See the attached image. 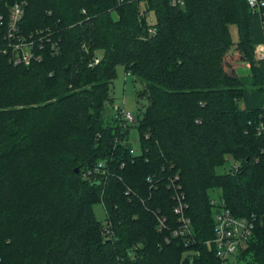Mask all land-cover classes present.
Listing matches in <instances>:
<instances>
[{
    "label": "trees",
    "instance_id": "1",
    "mask_svg": "<svg viewBox=\"0 0 264 264\" xmlns=\"http://www.w3.org/2000/svg\"><path fill=\"white\" fill-rule=\"evenodd\" d=\"M16 1L26 2L23 32L48 30L60 52L28 66L0 54V264H188L187 251L193 264H219L208 243L217 190L232 214L256 217L255 238L233 264H264V105H241L233 67L247 61L264 91L247 0H0L4 18ZM95 51L102 59L89 67ZM117 65L145 100L136 154L115 141L127 134L105 116ZM228 156L237 173L218 172ZM99 159L111 175L84 179ZM174 176L191 220L188 245L172 236ZM156 213L167 217L164 232Z\"/></svg>",
    "mask_w": 264,
    "mask_h": 264
},
{
    "label": "built area",
    "instance_id": "2",
    "mask_svg": "<svg viewBox=\"0 0 264 264\" xmlns=\"http://www.w3.org/2000/svg\"><path fill=\"white\" fill-rule=\"evenodd\" d=\"M173 5L183 4L182 0H171ZM247 3L252 10L258 9L261 16L264 0H247ZM25 1H16L8 6L7 16L4 18L0 14V54H5L9 57L14 65H31L43 60L44 52L48 50L52 55H57L60 52L59 39H55L48 30L43 31L36 29L30 33H24L22 30V21L25 14ZM153 31V29H150ZM256 50V48H255ZM259 61L264 60V45L259 48V53L256 52ZM102 59V53L95 51L88 61L89 67H94L99 64ZM128 76L129 73L127 72ZM114 115L112 123H114L121 133H126L128 138L115 139L120 144H127L130 147V153L136 154L139 151L132 145L133 140L130 139V132L136 128V116L125 110L124 105L114 107ZM264 130V121H260L258 133ZM226 167L231 173H237L240 168L238 161L232 157L228 158ZM121 163V167L124 166ZM110 161L107 159H99L93 165L83 169L82 177L89 180L106 181L111 175ZM148 182H152V178H147ZM178 176L170 179L169 187L173 190V199L175 206L174 213L177 216V226L172 229V236L181 237L185 244L193 242L191 220L186 214L187 204L185 202L184 193L181 191L180 184L176 183ZM213 206V233L214 236L208 243L212 244L216 251L219 264H233L236 256L241 249L246 247L255 238L254 229L256 225L255 215L235 216L225 206V202L221 198H212L210 200ZM157 229L159 232H164L168 229L167 217L156 213ZM106 223V222H105ZM113 231L110 227L102 229L104 238H111ZM169 242V238H166ZM233 258V259H232Z\"/></svg>",
    "mask_w": 264,
    "mask_h": 264
},
{
    "label": "rangeland",
    "instance_id": "3",
    "mask_svg": "<svg viewBox=\"0 0 264 264\" xmlns=\"http://www.w3.org/2000/svg\"><path fill=\"white\" fill-rule=\"evenodd\" d=\"M113 18L117 17L116 12L112 13ZM148 22L150 24L154 23L153 13L150 12L148 15ZM250 24L254 46L256 48V52L259 53V48L261 45H264V24H262L261 14L258 9L252 10V14L250 16ZM232 35L234 39L237 38V28L235 25L232 26ZM262 67H264V60L260 61ZM237 73L240 75L244 86V97L243 102L246 105L252 108L260 107L264 105V91H261L252 85V81L249 77L248 64L243 62L237 65L236 67ZM262 77H264V69H262ZM136 88L137 84L135 82V77L131 74L126 75L125 68L123 65H117L115 76L113 82L111 84L110 93L112 96V102L105 109L106 119L112 121V116L114 115V107L124 105L125 110L129 111L131 114L137 115V110L139 106L145 101L144 98L137 100L136 98ZM19 108V106H18ZM130 139L133 140L132 145L138 150L139 147V133L136 129H133L130 132ZM231 156L227 157L230 158ZM225 162L223 166L218 168V172H222L226 169L228 162ZM219 191L213 192V197L218 198ZM92 209L96 216V218L104 222L106 219V212L102 202H94L92 203ZM190 255V261L188 264H193V257L196 255L195 251H187L185 256ZM233 259V258H232Z\"/></svg>",
    "mask_w": 264,
    "mask_h": 264
},
{
    "label": "crops",
    "instance_id": "4",
    "mask_svg": "<svg viewBox=\"0 0 264 264\" xmlns=\"http://www.w3.org/2000/svg\"><path fill=\"white\" fill-rule=\"evenodd\" d=\"M262 20V19H261ZM262 24H264V22H262ZM249 26H250V32H251V40H252V43H253V45H254V42H253V37H252V31H251V24H250V18H249ZM255 47V46H254ZM243 62H245V63H247L248 64V73H249V77H250V80L252 81V78H251V69H250V65H249V63L247 62V61H244V60H240V61H236V62H234L233 63V67H234V69H235V71H236V73H237V70H236V67H237V65L238 64H240V63H243ZM261 65V64H260ZM262 69H264V67H262V65H261V70ZM238 74V73H237ZM239 75V74H238ZM239 77H240V75H239ZM241 79V78H240ZM242 81V80H241ZM244 87V86H243ZM241 105L244 107V108H247V109H251L252 107H248L247 105H246V103H244L243 102V100L241 101Z\"/></svg>",
    "mask_w": 264,
    "mask_h": 264
},
{
    "label": "water",
    "instance_id": "5",
    "mask_svg": "<svg viewBox=\"0 0 264 264\" xmlns=\"http://www.w3.org/2000/svg\"><path fill=\"white\" fill-rule=\"evenodd\" d=\"M74 172H75V173H78V172H79V167H75V168H74ZM96 183H98V182H96ZM92 184H94V183H92Z\"/></svg>",
    "mask_w": 264,
    "mask_h": 264
}]
</instances>
